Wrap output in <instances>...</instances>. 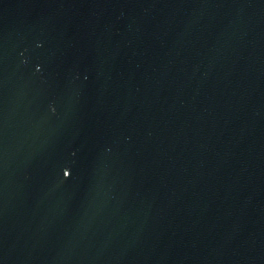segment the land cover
Returning a JSON list of instances; mask_svg holds the SVG:
<instances>
[{"label": "water", "instance_id": "obj_1", "mask_svg": "<svg viewBox=\"0 0 264 264\" xmlns=\"http://www.w3.org/2000/svg\"><path fill=\"white\" fill-rule=\"evenodd\" d=\"M0 264H264V0H0Z\"/></svg>", "mask_w": 264, "mask_h": 264}]
</instances>
